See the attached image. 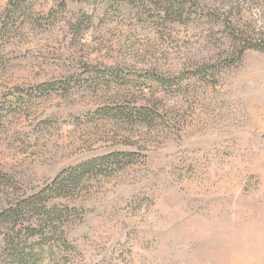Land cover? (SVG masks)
Returning a JSON list of instances; mask_svg holds the SVG:
<instances>
[{"label":"rangeland","instance_id":"rangeland-1","mask_svg":"<svg viewBox=\"0 0 264 264\" xmlns=\"http://www.w3.org/2000/svg\"><path fill=\"white\" fill-rule=\"evenodd\" d=\"M229 46L155 0H0V212L50 198L41 264H264V52Z\"/></svg>","mask_w":264,"mask_h":264},{"label":"trees","instance_id":"trees-1","mask_svg":"<svg viewBox=\"0 0 264 264\" xmlns=\"http://www.w3.org/2000/svg\"><path fill=\"white\" fill-rule=\"evenodd\" d=\"M122 1L133 3L137 0ZM155 2L162 7L166 15L174 14L180 20L206 17L215 23H222L225 36L230 43V49L226 52V59L230 61L241 60L247 51L264 52V27H257L252 13L248 18L250 21H245L248 11L258 10L260 16L264 14V0H155ZM108 159L109 157L103 158L98 163L101 166ZM96 164L94 161L72 167L58 175L47 187L52 192L62 191L71 183L78 182ZM49 199L44 200L41 193L33 194L15 200L11 206L0 212V233L4 234L8 251L0 258L2 260L0 264H41L42 252L46 249L43 245L44 239L50 230L56 233L54 218L59 216L57 209L48 203ZM37 235H40L43 241L39 248L42 252L34 247H28L30 237Z\"/></svg>","mask_w":264,"mask_h":264}]
</instances>
